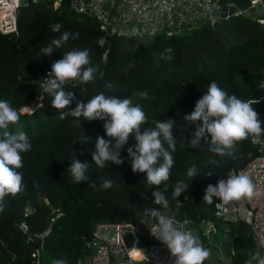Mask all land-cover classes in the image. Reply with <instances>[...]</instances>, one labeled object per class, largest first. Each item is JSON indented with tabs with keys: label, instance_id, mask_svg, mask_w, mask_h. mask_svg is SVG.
<instances>
[{
	"label": "trees",
	"instance_id": "trees-1",
	"mask_svg": "<svg viewBox=\"0 0 264 264\" xmlns=\"http://www.w3.org/2000/svg\"><path fill=\"white\" fill-rule=\"evenodd\" d=\"M235 3L240 13L218 18L213 24L204 22L189 32L158 34L152 38L112 37L105 57L90 56L91 65L98 69L92 81L63 85L65 92H73L84 103L101 91L121 99L130 97L147 116L141 131L155 127L157 120L175 121L176 144L170 179L151 188L146 185L145 173H134L131 169L127 148L136 143L134 135H130L128 145L121 149L122 165L109 162L100 168L92 162L90 152L94 150L96 137L107 138L104 121L83 117L61 119V112L76 107L75 101L65 109H55L43 91L41 82L46 70H51L52 63L62 58L63 51L82 50L97 41L100 30L95 17L64 3L55 7L53 0H28L20 7L17 31H0V99L9 101L17 110L40 94L42 103L31 113L21 112L18 124L9 126L10 131L22 126L32 148L21 154L23 167L18 169L23 174L21 190L6 195L0 204V264H31V252L40 242L34 234L48 226L42 244V262L54 264L60 260L78 264L90 253L89 247L87 255L83 249L93 235L96 222L131 220L138 222L145 232L146 223L140 221L145 208H158L178 220L199 222L212 218L215 203L220 199L214 197L211 204L204 202L205 190L219 179H226L229 173L217 170L195 184L201 171H206L213 160L218 163L220 156L209 151L210 146L192 148L188 144L193 138L191 132L202 122L188 123L183 117L194 110L211 81L245 101H255L256 87L264 84V24L249 14L250 0H235ZM57 22L63 25L62 31H79L80 37L69 40L51 56L41 55L40 48L59 35L51 30V25ZM168 48L173 50L170 60L163 58ZM106 82H111V89L105 88ZM141 91L148 92L147 99L136 95ZM256 101L252 107L264 121V99ZM263 133L264 123L260 133L235 141L226 151L230 153L239 145L241 154L251 156L257 152L252 138ZM84 135L87 142L81 143L79 138ZM165 147H168L166 142ZM73 153L82 162H89L88 182H72L68 167ZM245 160L235 163L234 168ZM192 164L196 165L198 174L188 178L186 169ZM102 178L112 179L115 186L101 189ZM178 180L190 186L180 197L173 198ZM93 183L96 187L90 186ZM156 190L164 192L169 202L167 209L154 203L152 193ZM21 220L27 222L33 240L27 241V234L18 227ZM223 233L224 241L225 235L230 234L227 243L234 247L235 260H248L255 251H260L249 225L241 218L228 222ZM194 234L207 247L208 236ZM143 237L146 242L151 241L145 233ZM218 261L219 255L213 254L203 264Z\"/></svg>",
	"mask_w": 264,
	"mask_h": 264
},
{
	"label": "clouds",
	"instance_id": "clouds-1",
	"mask_svg": "<svg viewBox=\"0 0 264 264\" xmlns=\"http://www.w3.org/2000/svg\"><path fill=\"white\" fill-rule=\"evenodd\" d=\"M59 22L51 25V30L59 35L40 48L41 55L51 56L56 50L63 49L69 40L79 39V31L63 30ZM172 49H165L164 59H171ZM89 49L63 51L61 59L54 61L45 81L43 91L51 98L55 109H65L75 101L76 107L67 112H61L60 118L83 117L89 121H104L107 138H95L94 150L90 152L92 162L104 168L109 162L122 165L121 149L128 145L130 135H134L136 143L127 148L131 158V169L134 173H145L147 187L159 186L170 179L174 165L172 152L175 151L174 123L172 119L154 121L155 127H147L141 131V126L147 123L146 113L139 104H134L130 97L123 99L115 95H106L104 91L91 97L87 103L75 98L73 92H65L63 85L69 80H80L88 83L94 79L97 68L91 65ZM82 66H87L86 68ZM106 89H111V82L105 83ZM140 99H147L148 92L136 93ZM41 99V97H40ZM258 101H245L234 94L223 90L216 81L207 85V90L196 102L194 110L186 114L183 120L188 123H198L193 138L188 143L192 148H198L201 140L210 143L209 151L223 156L225 150L235 141L247 138L249 134H258L262 123L257 111L252 107ZM26 109L17 110L7 100L0 99V204L6 195L16 194L22 188L23 174L18 169L23 167L22 153L31 150L32 145L22 126L10 131L9 126L18 124L20 113ZM210 137V140H209ZM81 143L87 142V136L79 138ZM165 142L168 147H165ZM212 164H217L213 160ZM89 162L81 161L73 153L68 173L74 184L88 182ZM198 169L192 164L186 169L188 178L196 177ZM91 187H96L93 183ZM112 179L102 178L101 189L113 188ZM189 184L178 180L173 191V198L180 197ZM254 192L253 181L247 174H229L226 179H219L216 185H208L205 190L204 202L211 204L213 198L227 203L242 197H251ZM154 203L167 209L169 202L164 192L156 190L152 193ZM2 210V207H0ZM145 217L156 222V231L152 232L170 253L175 257L174 264H203L210 251L204 246L198 235L175 221L171 214H164L158 208H145ZM258 248H264V239L260 240ZM264 264V254L255 253L245 261V264ZM55 264H64L57 260Z\"/></svg>",
	"mask_w": 264,
	"mask_h": 264
},
{
	"label": "built area",
	"instance_id": "built-area-1",
	"mask_svg": "<svg viewBox=\"0 0 264 264\" xmlns=\"http://www.w3.org/2000/svg\"><path fill=\"white\" fill-rule=\"evenodd\" d=\"M27 2L28 0H0V31H17L19 9ZM61 3L63 0H53L55 7ZM69 5L95 17L100 30L96 43L101 47L103 57L106 56L112 37L131 35L152 38L158 34L189 32L198 29L204 22L213 24L216 19L223 18L220 16V8L223 5L237 7L235 0H69ZM251 7L256 13L252 15V10L249 9V14L264 24V15L259 14L264 13V0H250ZM240 12L238 8V11L231 15ZM231 15L227 14L225 17ZM49 71L50 69L46 70L44 78ZM43 79L42 85L45 83ZM79 82L77 79L66 83L76 85ZM40 97L42 98V94L22 105L20 109H26L23 113H31L40 105L42 103ZM260 99H264V96L255 100ZM252 142L259 143L257 152L251 156L247 155L241 166L233 168L228 173L247 174L253 181V195L227 203L217 201L209 220L198 222L187 218L181 220L175 218L185 230L193 232L197 228L200 233L207 236L215 233L220 236L221 222H235L241 218L249 225L257 244L264 239V133L262 136L253 137ZM163 213L168 215L166 212ZM53 219L54 217L51 218ZM140 221L146 223L145 232H142L138 222L131 220L96 222L92 237L86 241V247L90 248L88 264H174L175 257L171 255L170 250L152 234L156 231V222L154 220L150 222L145 216H142ZM18 227L27 234V241L33 240V235L28 233L29 227L25 220L19 221ZM49 228L50 226L34 234L40 242L31 252V264H42V244ZM144 233L151 239L150 242L145 241ZM127 234L130 235V244L125 239ZM260 251L264 254V248H260ZM218 255L219 261L216 264H245L246 261L234 259V247L231 244L227 254Z\"/></svg>",
	"mask_w": 264,
	"mask_h": 264
},
{
	"label": "water",
	"instance_id": "water-1",
	"mask_svg": "<svg viewBox=\"0 0 264 264\" xmlns=\"http://www.w3.org/2000/svg\"><path fill=\"white\" fill-rule=\"evenodd\" d=\"M63 3L66 5H69V0H63ZM250 10H253V8L251 7ZM237 11H238L237 7H227L226 5H223L220 8V16L225 17L227 14L231 15ZM85 49L90 50V55H100L102 52L101 47L96 42L87 46ZM82 67L86 68L87 66H82ZM263 96H264V84L257 86L255 89V97L256 98H261ZM194 133H195V130L191 132L192 137L194 136ZM209 140H210V137H209ZM200 146L208 147V146H210V143H205L204 140H201ZM253 147H254V149H257L259 147V143H254ZM219 156H220V161L215 165H213V164L210 165L206 171L202 170L200 175L196 179L195 184L198 183L201 179L208 177L209 175H211L213 172H215L217 170L224 169L227 172H230L234 168L235 163L243 161L247 158V154H241L240 153V146L239 145H235L230 153H228L225 150V154L223 156H221V155H219ZM189 227L191 228L192 226L189 225ZM129 237H130L129 234L125 235V239L127 240L128 244H130ZM229 237H230V234L227 233L225 236V242H228ZM83 253H84V255H87V247L86 246L83 249Z\"/></svg>",
	"mask_w": 264,
	"mask_h": 264
},
{
	"label": "rangeland",
	"instance_id": "rangeland-1",
	"mask_svg": "<svg viewBox=\"0 0 264 264\" xmlns=\"http://www.w3.org/2000/svg\"><path fill=\"white\" fill-rule=\"evenodd\" d=\"M256 13L255 10H252L251 11V14L254 15ZM260 15H264V13H259ZM228 223L227 222H221V225H220V229L222 231L221 235L219 236L218 233H215V234H211V235H208V238H209V244L207 245V249L210 251V255L209 257L207 258L208 260H210V257H213V254H220L221 253H228L229 251V247L230 245L224 241V231H225V228L227 227ZM194 233H200V231L195 228V230L193 231V234ZM88 256H86L85 260H84V264H88ZM42 264H50V263H46V262H42ZM55 264V263H54Z\"/></svg>",
	"mask_w": 264,
	"mask_h": 264
}]
</instances>
